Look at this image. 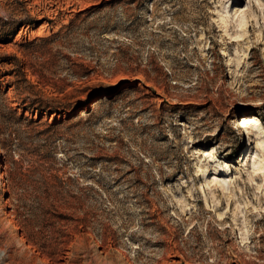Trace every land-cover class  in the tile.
<instances>
[{
	"label": "rangeland",
	"instance_id": "rangeland-1",
	"mask_svg": "<svg viewBox=\"0 0 264 264\" xmlns=\"http://www.w3.org/2000/svg\"><path fill=\"white\" fill-rule=\"evenodd\" d=\"M259 149L264 0H0V264H264Z\"/></svg>",
	"mask_w": 264,
	"mask_h": 264
},
{
	"label": "bare ground",
	"instance_id": "bare-ground-1",
	"mask_svg": "<svg viewBox=\"0 0 264 264\" xmlns=\"http://www.w3.org/2000/svg\"><path fill=\"white\" fill-rule=\"evenodd\" d=\"M238 24V26L239 25H241V22L239 21V23H237ZM257 131V130H256ZM260 132H261V130L260 129H258V135H260ZM208 155H214V150H210L209 152H208ZM255 156L256 157H258V158H260V160H259V162H258V164H257V162H255V163H253V164H257L258 166L257 167H255L254 168V170L255 169H257V170H261V169H263L264 168V155H263V153H261V149H259L256 153H255ZM255 157V158H256ZM256 171V170H255ZM213 182L214 183H216V184H219V186L221 187V189H224V181L222 182V181H218L217 179H214L213 180ZM178 200V199H177ZM222 213H218V217H220V215H221Z\"/></svg>",
	"mask_w": 264,
	"mask_h": 264
},
{
	"label": "trees",
	"instance_id": "trees-1",
	"mask_svg": "<svg viewBox=\"0 0 264 264\" xmlns=\"http://www.w3.org/2000/svg\"><path fill=\"white\" fill-rule=\"evenodd\" d=\"M68 25V24H67Z\"/></svg>",
	"mask_w": 264,
	"mask_h": 264
}]
</instances>
